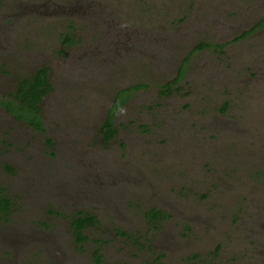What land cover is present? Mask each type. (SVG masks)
I'll return each instance as SVG.
<instances>
[{
    "label": "rangeland",
    "instance_id": "374dc122",
    "mask_svg": "<svg viewBox=\"0 0 264 264\" xmlns=\"http://www.w3.org/2000/svg\"><path fill=\"white\" fill-rule=\"evenodd\" d=\"M201 1L205 2L1 0L0 32H6L0 33V45H6L15 52L12 69L16 70L14 73L22 75L24 65L49 59L63 49L65 35H77L82 43L72 50H76L78 55L87 53L81 55V67L75 64L76 68H69L62 80L66 82L69 77L88 79L83 80V84L77 80L78 103L83 97L79 93L80 88L86 91L87 83L90 85L95 75L85 62H90L95 51L101 50L99 46L105 44V37L98 36L94 22L98 20L104 29L115 33L112 45L109 43L112 50L121 40L133 42L131 30L136 29L135 35L146 41L138 42L142 51H136L134 56L140 57L129 59L136 64L135 67L129 75L123 74L118 71L120 56L111 54L110 69L108 66L102 68L104 72L97 75V78L107 80H102L97 89L98 109L94 110L97 113L120 85L148 82L150 89H146V93L141 92L130 107L119 113L117 125L122 122L129 126L124 121L138 119L135 114L144 111L156 98L158 86L165 78L174 75L167 68L164 72L154 71L151 61L158 63L162 60L154 59L156 49L149 42L152 32L160 24L169 30L171 24L183 25L180 18L188 17L189 21L195 13L205 15ZM219 2L228 8L229 14L238 15L228 3L238 5V9L244 12V5L249 0ZM88 4H92L94 9L86 13ZM255 20L253 18L242 23ZM225 21L230 22L228 18ZM154 22L158 24L157 27L153 26ZM230 23L234 26L225 30L224 35L231 37L224 41L209 35L207 30H203L205 25L200 23L197 27L200 29L193 32V42L185 44L183 40L175 49L173 56L176 65L183 55V47L189 49L205 40L210 43L232 42L250 28L247 24L239 26ZM136 24L140 26L135 27ZM172 29L177 31L176 26ZM177 38L180 36L175 34ZM171 39L169 46L174 47L176 40ZM247 45L261 48L260 56L263 57L264 33L252 34L245 41L238 40L233 47L243 46L241 50L249 55L251 49ZM211 50L213 48H207L205 54H210ZM0 60L8 61L7 58ZM244 61L235 66L233 64L229 71H246L248 62ZM259 65L258 59L255 68ZM194 77L190 72L189 78L192 80L187 77L186 82L179 83L176 94L167 99L160 109L170 114L174 110L175 123L171 122V128L162 126L148 133L149 138L141 136L143 143L140 144L126 139L128 147L123 155L117 148V140L113 141L112 150H106L103 156L110 163L115 159L124 163L130 161L131 164L121 172L125 173L121 178L115 172L108 181L102 175L94 176L96 186L90 187L82 197L77 198V189L66 183H74V171L79 176L92 175V166L81 165L57 173L52 170L54 164L51 161L54 159L47 157L29 161L28 164L15 162V172L11 173L3 168L4 164H0V186L9 187V192L17 195V206L11 214L4 218V214L0 213V264H93L97 247L103 253L104 264H264V74L256 73L254 89L249 91L248 88L246 95L243 94L239 102L234 101L236 105L228 111L220 108L226 100L233 101L234 97H238L239 91L226 85L234 94L229 96L220 82L211 80L210 84H206L194 80ZM18 81L4 80L6 90L12 92ZM240 111L241 114H238ZM218 118L226 121L223 130L221 127L204 125V122ZM188 120L189 123L184 122ZM141 122L146 120L142 119ZM47 123L50 124V121L47 120ZM133 127L130 128L131 132L138 131V125L134 124ZM21 128L29 136L28 141L33 147L40 145V155L46 156L47 148L42 145L46 137H51L49 133L42 134L25 124H21ZM121 133L118 137L122 136ZM155 134L158 138L153 137ZM169 135L171 137H165ZM163 137L167 143L157 146ZM26 173H31L27 179ZM50 179H54V182L47 191ZM137 182L144 186H134ZM56 188L74 193L76 199L65 201L64 207L58 206V197L51 195ZM154 208L162 212L156 219V229L147 216L148 211ZM82 210L84 214L94 215L96 222L84 228L86 239L78 243L70 220ZM156 236L159 238L156 239ZM147 239L150 240L149 244Z\"/></svg>",
    "mask_w": 264,
    "mask_h": 264
},
{
    "label": "flooded vegetation",
    "instance_id": "af4514ba",
    "mask_svg": "<svg viewBox=\"0 0 264 264\" xmlns=\"http://www.w3.org/2000/svg\"><path fill=\"white\" fill-rule=\"evenodd\" d=\"M219 1L220 0L201 1L205 9L204 10L202 7L206 13L205 15L202 13H195L194 18L189 21L188 17L180 18L179 21L183 23V25L178 26L177 24H171L169 30H166V27L160 24L159 28L156 29L155 32H152L149 42H152L156 49L154 59L162 60L157 61L158 63L151 61L154 71L159 72L161 70L164 72L167 68L170 73L174 75L165 78V81L158 86V94L156 98L146 106L144 111H141L139 108L140 113L135 114V116H138V119L134 118L124 121L128 122L129 126L122 122L119 126L117 125L119 113L130 107V105L140 96L141 92L146 93L148 91L146 90L150 87L148 82H130L120 85L113 91L111 99L107 101L106 104L102 105L97 113H95L94 110L98 109L99 96L96 93L97 89L102 83V80H107L106 78L99 79L97 78V75L100 72H104L102 71V68L106 69L105 67L110 64L109 59L111 54L120 56L121 65L118 71H121L123 74L129 75L135 67L136 64L132 63L129 59L140 57L134 56L136 51H142V47L138 42L141 41L145 43L146 41L145 39L140 40V38L135 35V32H137L136 29L131 30V37L134 40L133 42H128L127 39L121 40L112 50V46H109V43L112 45V39L115 33H112L110 29H104L103 24L98 20L94 22L96 25L95 31L99 32L98 36L105 37L103 40L105 44L102 47L99 46L101 50L95 51L96 53L93 54L94 58L90 62H85L86 64H89L93 71L92 73L95 75L92 76L93 80L90 81V85L87 83L88 87L86 88V91H82L80 88L79 93L83 94V97L80 98L78 103L77 80H79V84H83V80L88 79L69 77L66 82L65 80H62V76L68 72L69 68H76V65L81 67V55L87 53L85 52L78 55L76 50H72L75 45H80L82 43V40L77 37V35L74 37L65 35L63 49L56 52V54H52V57L49 59L34 64L24 65L21 69L22 75L14 73L16 70L14 68L12 69L11 63H13L12 58L15 52L9 50L6 45H0V58L8 59V61L5 62L0 60V164H4L3 168L14 173L15 168L13 166L15 165V162L28 164L29 161H34L35 159H47V157L54 159L51 161V164H54L52 170L57 173L71 169V167L78 168L81 165L87 167L92 166L90 169V174L92 175L86 174L85 176H79L78 172L75 173L73 170L74 183H70V181H67L66 183L67 186H71L75 190L77 189V194L75 195L77 198L82 197L90 190V187L96 186L97 181L94 176L97 177L102 175L106 181H108L109 176L115 172L121 178V176L125 174L121 172L131 164L130 161L124 163L123 160L118 162L115 159L110 163L106 157L103 156V154L106 153V150L110 148L112 150V146L115 143L113 141L117 140V148L121 150V155H123L128 147L126 139H132L135 144H140L143 143L141 136L149 138L148 133H151L158 128L160 129L162 126L171 128V122L175 123V120H173L175 116L174 110L173 113L170 114L169 112L160 109L163 107V104L167 99L176 94L178 84L187 81V77H190V72L194 74V80H201L206 84H210L212 82L211 80L220 82L221 87L224 85L223 91L229 96H234L229 88L233 87L234 91L238 90V97H234L233 101L231 99L226 100L225 104L220 108L222 111L230 110L232 106L236 105V102H239L241 98L244 97L243 94L246 95L248 88L249 91L254 89V84L257 80L256 73L264 74V56H260L261 48H255L254 45H247V47L251 49L250 54L248 55L246 51L241 50L244 45L238 48L233 47L238 40L245 41V39L247 40L248 36L252 34L261 35L264 33V16L262 15L264 13V0H249V2L244 5L246 9L244 12L238 9V5L228 3L232 9H236L239 16L237 14H229L227 12L228 8L222 6ZM93 9V5L88 4L85 7V12L88 13ZM117 14L120 15V13ZM79 17L87 18L83 15H79ZM226 18H228L230 22H234L235 25L244 26L247 24V27L250 28L247 31H244V33L237 37L236 40L232 39V42L223 43L225 39L231 37V35H224L225 30H230L234 26L231 25L230 22L225 21ZM253 18L256 19L253 21L254 23H242L246 20L251 21ZM91 19L93 21V18ZM103 20L101 21L102 23ZM200 23L205 25L203 30H207L209 35L216 37L217 40L223 39V41L210 43L208 40H205L198 42L189 49L188 47H183V55L179 64L176 65V62H174L176 58L173 56L176 53L175 49L181 45L180 42L183 40H185V44H191L193 42V32L195 29H200L197 28ZM208 25H210V30L208 29ZM139 26V24H136L135 27ZM153 26L157 27L158 24L154 22ZM174 26L177 27V31L172 29ZM189 28L191 29L188 30ZM5 32L6 31L4 30L0 33ZM175 34L180 36V38H177L176 40ZM143 37L145 38V31ZM153 38L155 40L154 42ZM171 38H173L174 41L176 40V45L174 47L169 46V41H172ZM209 47L213 48V50H211L210 54H205L206 49ZM262 49H264V47H262ZM90 52L92 51L90 50ZM250 59L253 61V67H251ZM258 59L260 65L255 68V65L258 64ZM243 60H245L244 62H248L246 71L242 69L234 72L229 71V69H232L233 64L235 66ZM140 64L141 63L138 65ZM94 70H97L98 72L95 73ZM39 71H42L46 76L45 80H48V82L43 89L44 93L37 103V108L34 109L31 106H27L22 101L24 98L22 84L29 80H37L38 78L35 77V75ZM4 80L19 81L17 82L15 89L11 92L6 90ZM238 83H243L245 85H239ZM226 85H228L229 88ZM90 87H92V89ZM241 90L242 92H240ZM219 94L222 95V92L219 91ZM234 101H236L235 104ZM238 114H241V111ZM112 115L113 120L112 125L110 126L109 121ZM142 116L143 118H141ZM35 118H39L38 123L42 121V125H37L38 123L35 124ZM142 119H145L146 122H141ZM47 120L50 121V124L47 123ZM158 120H161L163 123L160 124ZM184 122L189 123L190 121L188 120ZM21 124H25L29 129L42 134L49 133L51 137H46L43 140L42 145L47 148L46 156L40 155V145L37 146L35 144V147H33L32 143L28 141L29 136L25 132L23 133ZM134 124L138 125V131L135 130L131 132L130 128H134ZM208 124L218 128L221 127L223 130L226 121L224 122L223 119L218 118L212 120V122H204V125L208 126ZM192 126L196 127L195 124ZM122 129H128L129 131L122 132ZM120 133L122 136L118 137ZM153 137L158 138L157 134ZM165 137H171V135ZM147 140L149 141L150 139ZM166 143L167 141L164 140L163 137L159 139L157 146H162ZM1 155L4 157H1ZM93 166L95 167L93 168ZM120 166L121 168H119ZM85 170L86 169H84V172ZM97 172L100 174H96ZM30 174L31 173H26L25 179H27ZM53 182L54 179L49 180L47 191L49 190V187L53 185ZM134 186L144 185H140V183L137 182ZM129 188H131V186ZM94 192L95 191L91 193ZM2 194H5V196L11 197L12 199L13 204L11 205V211L9 213L11 214L17 206V195L9 192V187L6 186H0V195ZM51 195L58 197V206L62 207L66 205L65 201L70 200V202H72V200L76 199L74 193L63 192L61 188H56ZM67 206H69V204ZM152 210L161 212L157 208L151 209L148 212ZM57 212H60V210H57ZM80 213L84 214L83 210L79 212V214L77 213L75 217L79 216ZM2 214H4V218L9 215L3 212ZM160 215H162V212L159 213L157 217H153L152 215L148 216L147 213V216L151 218V223L153 224L154 229L158 228L156 219ZM70 226L71 228L74 226L73 219L70 220ZM74 232L75 231H73V233ZM114 233H116V231H114ZM158 238L159 236H156V239ZM149 243L150 240L148 241V244Z\"/></svg>",
    "mask_w": 264,
    "mask_h": 264
},
{
    "label": "trees",
    "instance_id": "16d2710c",
    "mask_svg": "<svg viewBox=\"0 0 264 264\" xmlns=\"http://www.w3.org/2000/svg\"><path fill=\"white\" fill-rule=\"evenodd\" d=\"M204 45V44H202ZM35 77H37V80H29L28 82H25L22 84V93L24 95V98L22 99L23 103H25L27 106H31L32 108H37V103L40 100L42 94L44 93L43 89L46 87V83L48 80L46 79V76L42 73V71H39ZM37 111V110H35ZM39 118H35V124L38 123ZM113 115L110 118L109 125H112ZM37 125H42V121L38 123ZM13 204L11 197L5 196V194L0 195V213H6L9 214L11 211V205ZM158 211L152 210L148 212V216L152 215L153 217H157L159 215ZM74 215L72 217L73 219V231L75 234V238L78 243H81L86 239V236L83 234V229L86 226H91L92 223L96 222V217L92 215L91 213L83 214L80 213L79 216L75 217ZM161 216V215H160ZM103 254L101 253L100 247H97L96 250H94V264H104L103 260Z\"/></svg>",
    "mask_w": 264,
    "mask_h": 264
}]
</instances>
